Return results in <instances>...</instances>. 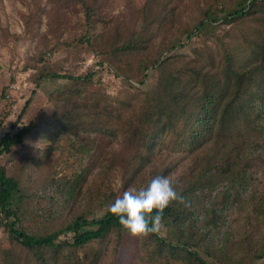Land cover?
Masks as SVG:
<instances>
[{"label": "rangeland", "instance_id": "374dc122", "mask_svg": "<svg viewBox=\"0 0 264 264\" xmlns=\"http://www.w3.org/2000/svg\"><path fill=\"white\" fill-rule=\"evenodd\" d=\"M215 2L92 0L96 14L89 21L81 3L75 0H0V112L6 115L0 136L29 123L34 125L21 143L0 156L8 174L18 177L24 190L19 208L24 229L48 234L78 215L100 217L108 210L113 194L145 187L167 165L173 169L167 175L171 182L185 179L183 166L188 163V154L173 149L134 175L135 149L128 148L122 136L82 128L78 135L55 137V112L61 104L57 94L69 80L48 77L41 79L40 85L37 80L46 74L77 76L92 72L89 100H98L103 107L106 103L134 107L143 93L156 85L157 70L147 71L144 84L132 85L125 77L115 75V66L109 64L103 49L144 34L147 53L152 56L180 41L185 45L173 54L206 59L212 50L216 55L223 44H231L241 32L238 27L220 21L206 33L195 31L190 40L186 38V29H193L202 19L203 10ZM216 7L222 4L216 3ZM144 57L136 52L127 62L137 81L143 79L140 67ZM119 111L126 116L131 109L125 106ZM115 122L121 126V122ZM261 140L251 162L252 178L242 188L241 199L222 205L216 198L218 190L200 194L192 223L185 225L188 233L197 235L193 248L209 264H264V205L260 202L264 198V137ZM158 233L169 240L178 236L176 228L164 222ZM71 237V232L63 233L58 240ZM144 238L145 234L125 231L119 236L114 231L104 241L82 248L60 247L55 264H134ZM9 258L16 264H37L30 250L0 226V264ZM137 263L144 264L140 257ZM175 264L187 262L178 260Z\"/></svg>", "mask_w": 264, "mask_h": 264}, {"label": "trees", "instance_id": "16d2710c", "mask_svg": "<svg viewBox=\"0 0 264 264\" xmlns=\"http://www.w3.org/2000/svg\"><path fill=\"white\" fill-rule=\"evenodd\" d=\"M75 1L81 3L91 21L96 14L92 0ZM216 3L222 7L218 9ZM220 21L238 27L241 32L231 44H223L216 55L210 50L206 59L199 55L173 54L185 45L182 41L173 42L152 56L147 53L144 34L107 45L103 52L109 64L115 66V75L125 77L132 85L144 84L148 70L155 68L158 72L156 85L145 91L134 107L125 103L124 106L106 103L103 107L98 100H89L88 81L92 80V72L77 76L46 74L37 80L38 85L41 79L48 77L69 80L57 94L61 104L55 112L58 127L55 137L78 135L82 128H95L99 134L111 137L122 136L125 145L135 149L134 175L155 164L171 149L188 154V163L183 166L185 179L172 182L182 199L170 201L162 212V222L173 225L178 236L176 240H169L158 232L145 234L134 264H138V257L144 264H175L178 260L187 264H209L200 251L193 248L197 235L188 233V227L185 228L192 223L200 194L218 190L216 198L220 204L230 203V200L233 204L241 199L242 188L252 178L251 162L264 137V0H234L232 3L216 0L203 10L202 19L193 29H186V38L190 40L195 31L206 33ZM136 52L145 55L140 67L143 79L138 81L131 75L127 63ZM29 103L30 100L20 117ZM125 106L130 107L131 112L123 116L119 109ZM104 117L108 119L103 120ZM5 119L6 115L0 112V129ZM117 120L121 126H116ZM33 127V123H29L0 136V156L21 143ZM172 170L167 165L162 172L156 171L155 176L167 177ZM23 195L20 179L9 175L0 160V226L30 250L37 264H55V253L60 247L82 248L94 241H104L114 231L119 236L126 231L107 210L92 219L78 215L68 225L48 234L29 233L20 225ZM117 196L113 194L109 202ZM260 202L264 205V198ZM69 232L72 233L69 240H58L61 234ZM97 252L100 255V251ZM5 264L16 263L9 258Z\"/></svg>", "mask_w": 264, "mask_h": 264}, {"label": "clouds", "instance_id": "9594fccd", "mask_svg": "<svg viewBox=\"0 0 264 264\" xmlns=\"http://www.w3.org/2000/svg\"><path fill=\"white\" fill-rule=\"evenodd\" d=\"M182 199L166 176L153 177L145 187L129 189L108 204V212L129 234L156 233L170 201Z\"/></svg>", "mask_w": 264, "mask_h": 264}]
</instances>
